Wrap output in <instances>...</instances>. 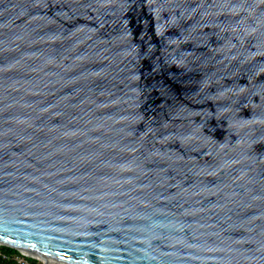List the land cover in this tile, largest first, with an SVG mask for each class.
<instances>
[{"label": "water", "instance_id": "water-1", "mask_svg": "<svg viewBox=\"0 0 264 264\" xmlns=\"http://www.w3.org/2000/svg\"><path fill=\"white\" fill-rule=\"evenodd\" d=\"M0 243L264 264V0H0Z\"/></svg>", "mask_w": 264, "mask_h": 264}, {"label": "trees", "instance_id": "trees-1", "mask_svg": "<svg viewBox=\"0 0 264 264\" xmlns=\"http://www.w3.org/2000/svg\"><path fill=\"white\" fill-rule=\"evenodd\" d=\"M0 248L6 255V257L0 256V264H17L16 260L14 259V255L18 253L17 249L6 245H1ZM29 260L32 264L40 263L37 259L34 258H29Z\"/></svg>", "mask_w": 264, "mask_h": 264}, {"label": "built area", "instance_id": "built-area-1", "mask_svg": "<svg viewBox=\"0 0 264 264\" xmlns=\"http://www.w3.org/2000/svg\"><path fill=\"white\" fill-rule=\"evenodd\" d=\"M3 245L0 243V246ZM0 256L6 257L3 251L0 248ZM29 258H34L23 251L18 250V253L14 255V259L16 260L17 264H32Z\"/></svg>", "mask_w": 264, "mask_h": 264}, {"label": "bare ground", "instance_id": "bare-ground-1", "mask_svg": "<svg viewBox=\"0 0 264 264\" xmlns=\"http://www.w3.org/2000/svg\"><path fill=\"white\" fill-rule=\"evenodd\" d=\"M26 253V252H25ZM26 254H28V253H26ZM28 255H30V254H28ZM40 261H48V259H46V258H44V257H40V258H38ZM49 262H53L52 264H68V263H62V262H59V261H50L49 260Z\"/></svg>", "mask_w": 264, "mask_h": 264}, {"label": "rangeland", "instance_id": "rangeland-1", "mask_svg": "<svg viewBox=\"0 0 264 264\" xmlns=\"http://www.w3.org/2000/svg\"><path fill=\"white\" fill-rule=\"evenodd\" d=\"M34 259H37V258H34ZM39 262H41L39 259H37Z\"/></svg>", "mask_w": 264, "mask_h": 264}]
</instances>
